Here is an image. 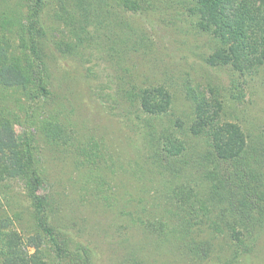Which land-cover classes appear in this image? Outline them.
<instances>
[{
    "label": "trees",
    "instance_id": "16d2710c",
    "mask_svg": "<svg viewBox=\"0 0 264 264\" xmlns=\"http://www.w3.org/2000/svg\"><path fill=\"white\" fill-rule=\"evenodd\" d=\"M180 1L0 0V129L12 124L24 127V141L11 138L8 142L11 158L0 162V180L19 177L24 181L31 215L28 224L47 249L55 250L62 264H98L94 248L73 236L71 228L78 224L77 218L67 217L69 223L61 224L60 192L52 188L41 149L34 143L38 136L46 145L74 146L61 118L58 82L60 63L69 57H79L88 76L95 74L94 66L86 65L94 56L122 68L116 74L118 91L112 99L120 106L137 104L141 111L138 127L147 153L138 158L134 172L142 185L141 202L157 181L164 187L161 194L166 192L172 198L169 191L177 198L181 217L174 230L166 232L162 226L150 230L156 240L172 242L182 250L190 236L206 247L210 236L203 231L193 236V226L200 222L201 213L214 214L218 207L228 218L240 211L264 223V137L249 136L240 123L241 127L223 118L228 104L237 98L232 91H242L238 79H230L232 97L228 101L212 83L208 92L188 84L193 112L186 122L170 116L174 95L169 87L145 86L127 66L131 53L127 42L138 37L143 42L145 36L121 11L167 18L175 15ZM182 1L196 16L198 29L222 42L206 57L210 66L236 68L241 75L264 67V0ZM98 51L101 55L95 54ZM5 74H12V81ZM101 144L80 143L76 148V167L85 170L80 188L90 192L92 184L95 199H103L106 207L115 206L119 197L107 192L109 179ZM233 195L238 201L232 202ZM166 199L165 206H171ZM4 216L0 211V221ZM130 220L135 222L132 216ZM209 227L213 233L224 232V226L211 215ZM234 232L243 240L240 230L235 227ZM251 250L246 244V251ZM223 264L245 263L230 260Z\"/></svg>",
    "mask_w": 264,
    "mask_h": 264
},
{
    "label": "rangeland",
    "instance_id": "374dc122",
    "mask_svg": "<svg viewBox=\"0 0 264 264\" xmlns=\"http://www.w3.org/2000/svg\"><path fill=\"white\" fill-rule=\"evenodd\" d=\"M121 13L145 36L143 42L139 37L127 42L131 51L127 66L139 83L169 87L174 95L169 109L172 119L188 122L192 117L188 84L199 85L200 90L207 91L212 83L228 101L232 97L230 79L235 77L242 91H232L237 98L228 104L223 118L238 126L240 123L249 136L257 133L264 137V67L241 75L236 68L210 66L206 57L222 42L198 29L196 16L182 0L177 3V12L172 17H153L131 11ZM97 53L101 55L102 52ZM115 64L94 56L86 65L94 66L95 74L88 76L79 57H69L60 63L61 118L72 135L70 141L74 146L46 145L38 136L34 143L41 149L52 188L60 192L58 201L62 211L58 218H63L61 224L69 223L65 221L67 217L77 218L78 224L71 228L73 236L94 248L98 264H223L230 260L264 264V223H259L260 220L251 214L243 216L240 211L229 218L220 207L214 214L201 213L200 222L193 226L195 232L192 233L193 236L199 231L207 233L211 241L206 247L188 236L184 248L179 250L172 242L161 244L155 233H149L158 226L166 232L174 230L181 217L176 208L177 198L169 191L173 199L166 196V192L161 194L164 187L157 181L141 202L139 186L142 185L134 174L138 158L142 159V154L147 153L138 127L141 111L137 104L128 102L120 106L114 97L112 99L113 92L118 91L116 74L122 70ZM4 78L12 81L13 76L5 74ZM6 101L13 103L11 99ZM163 122L169 123L168 119ZM23 133L24 127L20 124L0 129V162L11 158L7 150L9 140L24 141ZM94 141L102 143L100 153L105 154L102 159L107 165L109 179L106 191L119 197L115 206L106 207L103 199H95L92 184L91 193L80 188L85 170L76 167V148L80 143L89 145ZM166 198L171 206H165ZM238 198L231 196L232 202ZM235 204L240 206L238 202ZM0 211L5 215L0 221V264H62L55 250L49 246L47 249L28 224L31 215L25 199V183L19 177L0 180ZM210 215L224 226V232L213 233L209 227ZM130 216L135 218L134 223ZM235 227L243 233V240L234 232ZM246 244L252 247L251 251H246Z\"/></svg>",
    "mask_w": 264,
    "mask_h": 264
}]
</instances>
